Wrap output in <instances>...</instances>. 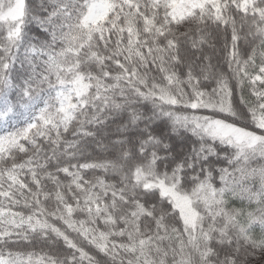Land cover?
<instances>
[{
    "label": "snow or ice",
    "instance_id": "1",
    "mask_svg": "<svg viewBox=\"0 0 264 264\" xmlns=\"http://www.w3.org/2000/svg\"><path fill=\"white\" fill-rule=\"evenodd\" d=\"M0 264H264V0H0Z\"/></svg>",
    "mask_w": 264,
    "mask_h": 264
}]
</instances>
